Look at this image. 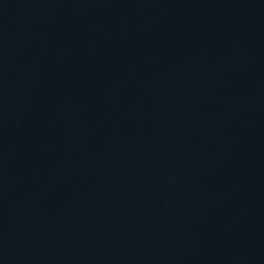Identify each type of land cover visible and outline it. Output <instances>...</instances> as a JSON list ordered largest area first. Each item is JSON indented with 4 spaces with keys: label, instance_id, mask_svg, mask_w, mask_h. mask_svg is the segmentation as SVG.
I'll return each mask as SVG.
<instances>
[{
    "label": "water",
    "instance_id": "water-1",
    "mask_svg": "<svg viewBox=\"0 0 264 264\" xmlns=\"http://www.w3.org/2000/svg\"><path fill=\"white\" fill-rule=\"evenodd\" d=\"M0 264H264V0H0Z\"/></svg>",
    "mask_w": 264,
    "mask_h": 264
}]
</instances>
